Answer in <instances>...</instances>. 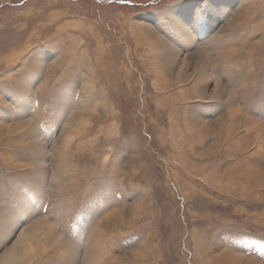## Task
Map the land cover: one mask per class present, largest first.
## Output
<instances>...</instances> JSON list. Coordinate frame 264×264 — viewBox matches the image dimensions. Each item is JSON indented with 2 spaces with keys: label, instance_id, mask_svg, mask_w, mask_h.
<instances>
[{
  "label": "rangeland",
  "instance_id": "obj_1",
  "mask_svg": "<svg viewBox=\"0 0 264 264\" xmlns=\"http://www.w3.org/2000/svg\"><path fill=\"white\" fill-rule=\"evenodd\" d=\"M0 264H264V0H0Z\"/></svg>",
  "mask_w": 264,
  "mask_h": 264
},
{
  "label": "bare ground",
  "instance_id": "obj_2",
  "mask_svg": "<svg viewBox=\"0 0 264 264\" xmlns=\"http://www.w3.org/2000/svg\"><path fill=\"white\" fill-rule=\"evenodd\" d=\"M199 61H200V59L198 58V59H197V62H199Z\"/></svg>",
  "mask_w": 264,
  "mask_h": 264
}]
</instances>
